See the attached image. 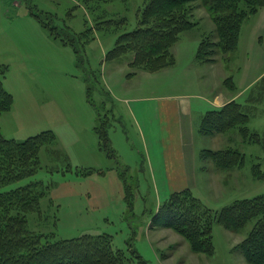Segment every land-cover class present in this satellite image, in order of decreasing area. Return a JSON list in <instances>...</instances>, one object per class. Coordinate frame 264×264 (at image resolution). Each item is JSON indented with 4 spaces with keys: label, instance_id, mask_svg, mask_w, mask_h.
<instances>
[{
    "label": "rangeland",
    "instance_id": "1",
    "mask_svg": "<svg viewBox=\"0 0 264 264\" xmlns=\"http://www.w3.org/2000/svg\"><path fill=\"white\" fill-rule=\"evenodd\" d=\"M142 4L0 0V79L12 96L10 109L0 115V131L17 140L43 130L54 135L39 149L35 173L1 190L38 182L45 195L37 211L26 215L28 227L55 238L108 233L112 248L123 254L118 264H248L236 246L253 219L237 231L215 222L213 251L204 254L193 252L176 231L153 225L152 217L181 187L212 211L264 193V73L262 80L243 84L264 71V4L242 22L228 61L216 55L213 62L198 63L199 40L210 36L214 24L201 0L189 2L195 25L171 46L173 64L153 71L131 68L130 54L106 58L118 33L135 27ZM37 16L55 27L57 36ZM119 18L126 21L118 29L121 22L112 19ZM228 76L244 88L235 100L259 141L244 138L237 127L198 131L197 112L207 109L204 98L217 89L231 91L223 84ZM174 103L179 111L171 107L167 114ZM185 107L192 110L189 116ZM100 121L107 127L110 154L98 146L94 127ZM226 148L242 154V163L219 168L200 154ZM164 161L172 168L167 176Z\"/></svg>",
    "mask_w": 264,
    "mask_h": 264
},
{
    "label": "trees",
    "instance_id": "2",
    "mask_svg": "<svg viewBox=\"0 0 264 264\" xmlns=\"http://www.w3.org/2000/svg\"><path fill=\"white\" fill-rule=\"evenodd\" d=\"M193 0H143L131 30L118 33L114 45L107 50L106 58L116 59L130 54L129 66L133 69L153 71L172 65L171 46L179 35L191 29L196 22L191 20ZM214 29L209 35H202L194 59L198 63L213 62L221 56L224 62L234 53L242 22L255 14L264 0H201ZM52 35L57 36L55 27L37 16ZM125 23L126 19H112ZM132 73V72H131ZM226 88L236 87L231 76L223 79ZM11 94L0 79V115L10 109ZM99 115V114H98ZM98 119H100L98 117ZM248 114L235 99L218 108L205 111L198 131L214 134L237 127L245 138L250 132ZM98 146L110 154L107 127L100 121L95 127ZM54 141L51 130H43L23 140L6 138L0 131V264H118L123 254L113 249L108 233H84L72 238H55L54 233H40L27 225L26 215L37 211L45 192L38 182H30L8 190L2 187L33 175L39 167V149ZM201 156L214 161L219 168L232 167L242 163L243 155L235 149L202 150ZM254 223L240 240L238 248L248 264H264V193L250 198L234 199L217 211L204 206L193 196L189 187L172 191L159 204L152 217V224L170 228L179 233L193 252L211 254L212 226L215 222L226 229L237 231L248 221Z\"/></svg>",
    "mask_w": 264,
    "mask_h": 264
},
{
    "label": "crops",
    "instance_id": "3",
    "mask_svg": "<svg viewBox=\"0 0 264 264\" xmlns=\"http://www.w3.org/2000/svg\"><path fill=\"white\" fill-rule=\"evenodd\" d=\"M175 56H176V58H177V54H175ZM129 63V60L127 61V64ZM207 64H209V63H207ZM129 65V64H128ZM262 73H264V71H262L261 73H258V75H256L255 77H253L252 79H250V80H247V81H245V82H243V84H244V87H248V85L249 84H251L252 82H254V81H257L258 79H260V80H262V78L264 77H262L261 76V74ZM261 76V77H260ZM234 82V81H233ZM219 83H220V81H219ZM235 84V83H234ZM217 85H218V82H217ZM235 87H236V90H237V92L236 93H233L232 91H226L225 93L224 92H222L220 89H217L215 92H211V94H210V97H205L204 98V102H206L207 103V109H205V111L206 110H208V109H211V108H218V107H220V106H222L223 104H225L226 102H228V101H230V100H233V99H235L238 95H240L241 94V92H242V90L244 89L243 87L241 88V87H239L238 85H235ZM175 105V106H174ZM174 105H170V106H168V107H170V108H168V110L169 111H166L167 112V114H169V115H171V109H173V108H171V107H174V111H175V114H177V111H179V106L176 104V103H174ZM188 109V110H187ZM186 109V107H185V113H186V116H189L190 115V112L192 111L191 109H189V107ZM205 111L203 110V111H201L200 113H199V111L197 112V117L199 118V119H201V117L203 116V114L205 113ZM139 113H140V116H144V115H146V110L145 109H142V110H140V111H138ZM199 113V114H198ZM200 121V120H199ZM170 122H172V120H170ZM163 164H164V173H165V175L167 176V175H170L171 174V171H172V168L167 164V162L166 161H164L163 162ZM179 171H181V172H183L184 173V171H185V169L181 166V168L179 169ZM151 173L154 175L155 174V169H151ZM178 173V171L177 170H175V172H174V174H177ZM169 179V178H168ZM181 188H183V187H181ZM181 188H178V189H181ZM178 189H175V190H178ZM175 190H172V191H175ZM171 191V192H172ZM170 192V193H171ZM169 195V194H168Z\"/></svg>",
    "mask_w": 264,
    "mask_h": 264
}]
</instances>
